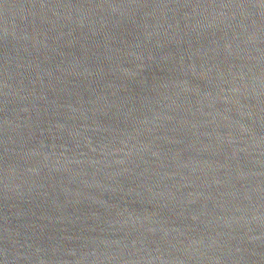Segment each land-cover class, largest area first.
Listing matches in <instances>:
<instances>
[{"label":"water","instance_id":"water-1","mask_svg":"<svg viewBox=\"0 0 264 264\" xmlns=\"http://www.w3.org/2000/svg\"><path fill=\"white\" fill-rule=\"evenodd\" d=\"M0 264H264V0H0Z\"/></svg>","mask_w":264,"mask_h":264}]
</instances>
